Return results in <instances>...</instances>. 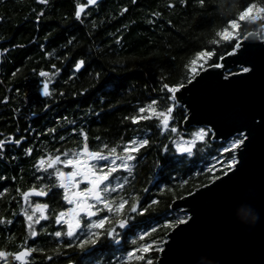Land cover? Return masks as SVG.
I'll use <instances>...</instances> for the list:
<instances>
[{
	"label": "trees",
	"instance_id": "obj_1",
	"mask_svg": "<svg viewBox=\"0 0 264 264\" xmlns=\"http://www.w3.org/2000/svg\"><path fill=\"white\" fill-rule=\"evenodd\" d=\"M83 2L85 0H49L43 5L37 0H0V101L8 97L7 103H0V139L10 135L17 139L25 137L19 146L6 144L0 154V177H3L0 179V216L12 220L11 224H0V250L19 251L25 241L26 246L43 248L44 252L32 254L30 264H68L69 258L74 264H84L83 253L77 250H66L68 256L54 254L55 238L47 234L55 230L54 224L42 221L47 225L46 232L40 234L34 244L21 212V198L15 191L39 186L34 167L39 156L56 154V149H78L81 138L73 135L71 128L75 127L77 131L83 128L94 149L102 143L122 144L135 135L136 127L145 134L151 129L153 143L140 150L128 193L138 194L141 205L154 198L159 203L148 213L135 215V223L140 226L135 230L137 234L182 215L178 210H172L173 202L185 197L189 191L209 184L207 173L189 178L190 174L200 171L227 142L214 140L208 145L201 144L202 150L191 157H180L171 151L165 154L155 146L168 141L158 134L154 120L134 126L124 117L135 114L139 106L151 99L162 97V82L171 84L182 79L184 65L196 51L214 50L210 62H215L217 56L230 50V42L221 40L212 45L209 41L218 39L215 31L226 26V19L231 15H225L236 9L234 5L238 7L240 0H227L222 6L216 0H205L203 7L198 0H185L183 5L180 0H136L135 3L132 0H101L86 9L90 14L83 16L84 23L80 24L74 18V11L75 5ZM257 2L264 3V0ZM170 3L173 4L171 8L168 7ZM123 8L128 11L122 13ZM41 11L43 15L37 23L36 17ZM153 13L159 15L153 16ZM237 31L242 39L258 29L243 25ZM118 36L121 37L119 43L116 42ZM72 37H75L73 44L67 45V40ZM4 49L8 51L5 53ZM53 50L55 55L45 56V52ZM56 56L62 59L57 60ZM79 58L88 62L87 71L82 69L73 75V64ZM52 64L61 71L51 77L50 92L53 95L43 97L39 92L41 78L38 72L51 73ZM13 72H16L15 76ZM96 72L101 73L98 79ZM61 91L63 96L59 95ZM81 91L83 96L79 94ZM45 103L49 106L47 110L43 107ZM174 115L182 135L196 128L182 119L184 108L181 104L177 105ZM73 120L74 125L70 123ZM51 128L56 129L54 134L47 131ZM60 136L65 139L61 141ZM97 136L99 141L95 139ZM28 147L33 149L31 155L25 154ZM215 174L220 175L219 172ZM183 179H188V183L181 187ZM163 185L167 188L161 191ZM53 192L55 194L49 193L44 198L31 199L47 202L50 209L60 210L63 206L61 193L55 189ZM166 231L171 230L160 227L146 239L163 237ZM135 238L128 233L125 247H130ZM102 252L103 255L93 259L107 264L112 255L108 242ZM47 255L54 259L46 260ZM149 255H153L154 264H157L159 254L150 252ZM8 259L9 264H14L11 257Z\"/></svg>",
	"mask_w": 264,
	"mask_h": 264
},
{
	"label": "snow or ice",
	"instance_id": "obj_2",
	"mask_svg": "<svg viewBox=\"0 0 264 264\" xmlns=\"http://www.w3.org/2000/svg\"><path fill=\"white\" fill-rule=\"evenodd\" d=\"M37 2L47 5L49 0H37ZM132 2L135 3L136 0H132ZM198 3L203 7L205 0H198ZM97 4L98 0H85L83 3H77L74 11L75 20L83 24V16L90 14L86 12V9ZM180 4H185V0H180ZM168 7H173V4L170 3ZM234 7H236V11L231 15V18L226 19V26L215 31V36L218 39L209 41L212 45L219 44L221 40L230 42V50L224 55L217 56L215 62H210L215 54L214 50L196 51L184 65L185 74L182 79L171 84L162 82L160 88L164 94L162 97L151 99L147 104L139 106L135 114L124 117L134 126H139L141 122L154 120L158 134L164 136L168 141V143H156L155 146L165 154L171 151L180 157H191L202 150L199 145H208L210 141L217 138V127L212 120H208L206 123L198 121V125L202 124V126H197L193 131L182 135L174 115L181 97L185 93H190L191 96L182 105L184 108L182 119L187 122L190 113L194 117L199 103L197 94L203 86L206 79L205 74H208L209 69L222 70L215 74L221 77L225 84H231L236 78L251 74L256 70L254 65L242 59L239 60L235 70L225 69L224 61L229 56L242 57L244 55L241 34L237 31L243 25H253L258 29L256 33H247L248 37L264 36V3H258L257 0H240L238 7L235 5ZM127 11V8L121 10L122 13ZM42 15V11L37 14V23ZM152 15L158 16L159 13ZM120 39L121 37L118 36L116 42L119 43ZM74 40L75 37L69 38L67 45H72ZM40 47L43 49L44 45L41 44ZM3 51L6 53L8 49ZM53 55H55V50L45 52V56ZM56 59L60 60L62 57L56 56ZM86 64L88 62L85 58L75 60L73 75L82 69L87 71ZM51 69V73L45 70L38 72V76L41 78L39 92L43 97L53 95L50 92L51 77L61 71L56 64H52ZM259 70H264V67ZM16 71L18 72L19 69ZM35 71L33 69V72ZM12 75L15 76L16 72H13ZM100 75V72H96L95 78L98 79ZM71 79L72 76L69 77V80ZM161 79L163 80L164 77ZM16 91L19 93L20 90L17 88ZM79 94L83 96L84 92L81 91ZM59 95L63 96L64 93L61 91ZM7 101L8 97L6 96L0 103H7ZM43 107L44 110H47L49 106L45 103ZM70 123L74 125L76 122L73 120ZM238 123L239 126L233 129L227 142L217 150L218 155L211 157L200 171L192 172L189 178L207 173L209 184L214 185L217 180L222 176H227L229 172L235 174L237 166L240 164L239 154L248 147L254 131L259 129L261 133H264V106H260L259 110L250 116H242ZM47 131L54 134L56 129L51 128ZM134 131L135 135L122 144L110 146L108 143H102L99 148L94 149L90 147L88 134L84 129L80 128L77 131L73 127L71 133L81 138L77 150L60 151L56 149V154L45 153L38 157L34 167L38 173L35 180L39 186H31L24 191L19 188L15 190L21 198V212L26 222L28 236L33 239L34 244L36 238L46 232L47 225L41 223L45 221L57 226L54 231L47 233L55 238L56 246L53 252L56 256H68L66 250L72 249L83 253L84 264H104L103 260L96 261L93 257L103 255L102 249L105 242H108L112 249V255L107 260V264H154L153 255H149V253H163L165 246L169 243L168 237L177 229L183 231L181 226H189V222L193 220V214L197 211L194 203L192 214H189L185 209H178L182 215L166 219L162 224L153 225L138 234L136 233L135 230L140 226L135 223V215L148 213L159 201L154 198L141 205L138 194L128 193V187L131 185L130 177L134 174L135 162L140 150L153 143L150 139L151 129H148L146 134L139 127H136ZM59 139L63 141L65 137L60 136ZM95 139L99 141L100 137L97 136ZM24 140L23 136L17 139L11 135L6 139H0V154L3 153L6 144L19 146ZM32 152L31 147L25 149L26 155H31ZM225 153L228 155L224 156ZM216 172H219L220 175H216ZM187 183L188 179L180 181L181 187ZM208 186L206 184L201 187ZM165 188L167 185H163L161 191ZM54 189L61 193L60 199L63 206L60 210L50 209L47 202H33L31 199L33 197L44 198L49 196V193L55 194ZM4 191L6 192L7 189ZM144 191L147 192L148 189L145 188ZM198 192L199 188H196L194 191H189L187 195L192 196L195 201ZM11 223L12 220H6L0 216V224ZM37 226H39V231ZM160 227L171 230V232L166 231L163 237L146 239ZM130 232L136 238L131 240L130 247H125L126 237ZM26 245L27 241L24 242L21 250L11 253L0 250V261L3 264H9L8 258L11 257L14 264H30V257L34 252H44L43 248ZM61 249L65 251H61ZM45 259L52 261L54 257L47 255ZM68 264H74V261L69 258Z\"/></svg>",
	"mask_w": 264,
	"mask_h": 264
},
{
	"label": "water",
	"instance_id": "obj_3",
	"mask_svg": "<svg viewBox=\"0 0 264 264\" xmlns=\"http://www.w3.org/2000/svg\"><path fill=\"white\" fill-rule=\"evenodd\" d=\"M101 0H98V2ZM256 33V31H250ZM244 55L229 56L225 69H233L239 60L255 66V71L225 84L208 70L198 92V109L190 113L187 124L198 125L212 120L217 127V141H227L242 116H250L264 106V36L247 34L241 39ZM191 96L185 93L179 104ZM239 154L240 164L235 174L229 172L215 184L200 187L195 201L186 195L173 202L172 210L185 209L196 213L189 226H181L170 237L157 264H264V133L259 129ZM255 213L259 219L248 221ZM171 232V231H170Z\"/></svg>",
	"mask_w": 264,
	"mask_h": 264
},
{
	"label": "clouds",
	"instance_id": "obj_4",
	"mask_svg": "<svg viewBox=\"0 0 264 264\" xmlns=\"http://www.w3.org/2000/svg\"><path fill=\"white\" fill-rule=\"evenodd\" d=\"M219 6H222L223 3H227V0H216ZM236 9H232L230 12H228L225 16L232 15ZM259 219V214L255 213L253 216L250 217L248 221H242L243 223H254L256 220Z\"/></svg>",
	"mask_w": 264,
	"mask_h": 264
}]
</instances>
